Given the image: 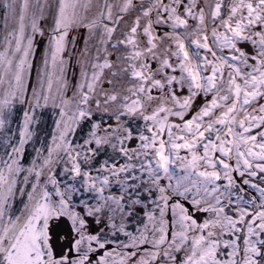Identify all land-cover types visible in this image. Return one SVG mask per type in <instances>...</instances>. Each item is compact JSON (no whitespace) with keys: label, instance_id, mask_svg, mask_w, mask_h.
<instances>
[{"label":"snow or ice","instance_id":"1","mask_svg":"<svg viewBox=\"0 0 264 264\" xmlns=\"http://www.w3.org/2000/svg\"><path fill=\"white\" fill-rule=\"evenodd\" d=\"M0 9V264H264V0Z\"/></svg>","mask_w":264,"mask_h":264},{"label":"rangeland","instance_id":"2","mask_svg":"<svg viewBox=\"0 0 264 264\" xmlns=\"http://www.w3.org/2000/svg\"><path fill=\"white\" fill-rule=\"evenodd\" d=\"M4 11L3 9H0V36L3 35V24H4Z\"/></svg>","mask_w":264,"mask_h":264}]
</instances>
